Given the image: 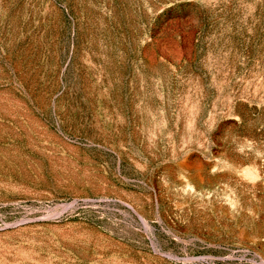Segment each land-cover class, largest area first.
<instances>
[{
	"label": "rangeland",
	"instance_id": "rangeland-1",
	"mask_svg": "<svg viewBox=\"0 0 264 264\" xmlns=\"http://www.w3.org/2000/svg\"><path fill=\"white\" fill-rule=\"evenodd\" d=\"M0 264H264V0H0Z\"/></svg>",
	"mask_w": 264,
	"mask_h": 264
}]
</instances>
